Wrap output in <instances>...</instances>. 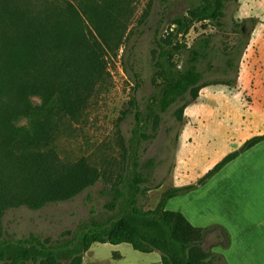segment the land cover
Here are the masks:
<instances>
[{
	"label": "rangeland",
	"instance_id": "374dc122",
	"mask_svg": "<svg viewBox=\"0 0 264 264\" xmlns=\"http://www.w3.org/2000/svg\"><path fill=\"white\" fill-rule=\"evenodd\" d=\"M127 1L131 14L126 19L123 43L108 56L109 77L81 115L57 122L51 140L60 159L85 157L100 170L102 178L71 200L38 210L20 207L6 211L0 216V232L6 238L32 233L48 245L55 244L71 238L90 220L103 224L119 214L106 205L114 188L121 187L119 174H124L122 168L128 161L125 156L134 123L129 102L134 98L143 109L157 89L159 80L153 72L155 36L166 34L172 29L174 16L185 14L198 3ZM222 23L221 27L194 23L182 41L189 47L208 37L206 59L198 64L203 81L233 83L202 88L184 109L182 121L173 116L182 102L161 114L155 136L139 146L140 171L149 175L143 186L149 189L138 196V205L152 209L166 189L194 185L169 199L165 208L182 213L192 225L204 229L203 247L221 256L226 264H264V141L239 152L246 140L264 135V0L228 2ZM241 28L247 45L237 59ZM227 53L236 66L233 69L225 64ZM184 58L185 54L175 56L179 67ZM32 100L39 103L37 97ZM232 152L239 154L198 184ZM149 160L153 164L145 165ZM128 166L133 168L130 162ZM216 227L222 236L217 235ZM63 264H69V260H63ZM82 264H160V254L139 252L127 243H93L83 254Z\"/></svg>",
	"mask_w": 264,
	"mask_h": 264
},
{
	"label": "trees",
	"instance_id": "16d2710c",
	"mask_svg": "<svg viewBox=\"0 0 264 264\" xmlns=\"http://www.w3.org/2000/svg\"><path fill=\"white\" fill-rule=\"evenodd\" d=\"M231 1L236 0H198L185 14L172 18V29L155 36L153 72L159 82L143 109L134 98L129 102L134 123L125 156L128 161L124 174H119L121 187L114 188L106 205L110 211L118 210L116 218L103 224L90 220L71 238L49 245L32 233L6 238L0 232V264H63L65 259L82 264L83 254L93 243H127L139 252L156 251L160 264H226L203 247L204 229L165 208L169 199L194 185L166 189L152 209L138 205V196L149 189L143 186L149 175L140 171L138 151L142 141L155 136L161 114L173 104L182 102L173 111L174 118L182 121L184 109L202 88L233 83L203 81L198 64L206 59L208 37L189 47L182 41L194 23L221 27L225 6ZM130 14L127 0H0V216L10 209L38 210L71 200L102 178L85 157L60 159L51 140L57 122L81 115L109 77L107 59L123 43ZM239 34L237 59L247 45L242 28ZM178 54H185L180 67L174 60ZM225 64L236 67L231 55ZM262 141L264 135L254 136L239 152ZM239 152L223 157L198 184ZM152 164L149 160L145 165ZM216 231L222 233L219 227Z\"/></svg>",
	"mask_w": 264,
	"mask_h": 264
},
{
	"label": "crops",
	"instance_id": "0c3cea01",
	"mask_svg": "<svg viewBox=\"0 0 264 264\" xmlns=\"http://www.w3.org/2000/svg\"><path fill=\"white\" fill-rule=\"evenodd\" d=\"M247 37H249V34H247ZM249 39V38H248Z\"/></svg>",
	"mask_w": 264,
	"mask_h": 264
}]
</instances>
